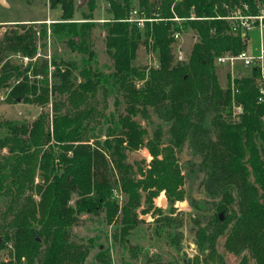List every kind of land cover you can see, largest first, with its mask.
<instances>
[{"label":"trees","instance_id":"trees-1","mask_svg":"<svg viewBox=\"0 0 264 264\" xmlns=\"http://www.w3.org/2000/svg\"><path fill=\"white\" fill-rule=\"evenodd\" d=\"M77 1L75 5L74 0H51L61 10V21L52 31L87 53V64L79 70L84 82L76 86L75 66L68 61L32 60L45 24L0 22V28L9 26L0 36V89H7V102L41 104L51 94L80 98L82 92H95L99 86L107 92L114 88L125 100V113L93 145L78 134L82 115H55L52 134L42 115L32 122L0 121V151L5 149L0 155V193L10 199L0 213V249L10 245L11 254L1 264H84L89 248L71 229L83 212L106 207L109 214L117 209L110 201L109 174L116 171L123 185L132 183L126 151L145 144L152 156L132 191L137 194L139 185L154 188V193L164 190L171 205L182 180L176 154L184 143L197 152L201 184L209 197L202 207L193 205L207 214L197 224L199 249L215 251L218 237L224 236V248L240 255L239 264L250 260L264 264V101L257 102L258 70L252 67L221 86L214 61L219 54L247 49V33L241 32L238 21L226 17L235 10L254 15L264 0H137L138 11L146 18L142 27L126 20L133 9L130 0H106L111 17L103 25L104 43L112 71L104 78L95 72L94 79L85 67L93 56L89 47L93 23L88 20L95 0H87L88 13L77 7ZM75 12L82 21L73 19ZM188 29L195 41L186 60H175L173 33ZM140 45L155 52L156 66L134 64ZM11 54L28 62L12 61ZM233 104L242 111L234 114ZM149 112L169 127L166 135L157 130L144 142L148 132L136 116ZM51 137L57 144L66 142L63 148L70 155H55ZM72 193L77 194L73 205ZM137 205L133 198V208ZM122 210L129 215L130 207ZM131 220L136 222V217ZM98 257L103 260L105 255L100 252Z\"/></svg>","mask_w":264,"mask_h":264},{"label":"rangeland","instance_id":"rangeland-1","mask_svg":"<svg viewBox=\"0 0 264 264\" xmlns=\"http://www.w3.org/2000/svg\"><path fill=\"white\" fill-rule=\"evenodd\" d=\"M7 4L0 3V22L14 21H35L38 25H43L45 35L37 40V54L32 60L40 61L42 58L68 61L74 64V80L76 86L84 82L79 70L86 66L87 53L77 51L76 47L70 45L66 39L59 37L58 33H53L52 27L59 24L61 10L59 3L51 4V0H5ZM76 1L75 5H76ZM131 6L138 9L137 0H130ZM87 0H83L80 8L86 13L89 12L86 5ZM91 12V11H90ZM91 21L93 25L90 30L89 47L93 51V56L89 59L91 79L93 73H100L103 78L112 71V61L105 50L103 25L109 19L108 3L106 0H95L92 10ZM140 15H143L140 13ZM144 16V15H143ZM82 16L74 13L75 21H82ZM234 20V18L232 19ZM9 26L0 28V36ZM38 28H42L38 26ZM248 41L246 48L254 55L259 53L260 34L257 27L247 29ZM39 35V32L37 33ZM78 41L79 38L75 37ZM195 35L191 30H185L181 36L186 58L190 52ZM10 59L15 62L22 61L24 64L28 59L17 54H11ZM135 65L156 66V54L149 51L144 45H140L137 50ZM52 69V68H50ZM218 81L221 86H226L231 81L229 68L216 65ZM230 77H227L228 74ZM248 73L246 68L238 67L234 69V75L242 76ZM143 80L136 81L139 86ZM53 78L49 75V83ZM100 84V83H99ZM80 98L70 97L68 94H51L49 100L44 103L37 102H7L5 100L7 89H0V121L16 120L32 122L40 115L44 116L46 126L52 134V121L55 115L67 114L73 116H84L77 125L79 135L85 142L93 145L96 140L102 141L109 130L114 128L121 115L125 113V100L120 92L112 88L109 92L102 90L100 86L95 92H82ZM234 108V107H233ZM146 128L148 134L144 137V142L151 137L155 131L160 130L166 135L169 123L158 117V114L149 112V116L136 119ZM45 126V127H46ZM66 128V127H65ZM64 128V129H65ZM165 141V137L162 138ZM51 150L54 154L65 153L63 148L66 142L50 140ZM5 149L0 151V155L5 154ZM197 152L188 143H184L176 156L181 167V183L176 188L174 200L169 205L164 190L152 192L154 188L142 189L139 185L137 194L132 190L138 181L142 180V170H144L152 156L145 144L137 149L126 151V161L130 164V181L123 185L119 174L110 172L109 182L111 186L110 201L117 205L107 214L106 207L97 208V212H83L79 221L72 227V233L76 240L86 244L89 253L84 264H239L240 255H236L223 246L224 236L218 237L215 251L207 249L201 251L197 245L198 223L204 214H201L193 205H202L203 200H209L205 195L202 186V172L197 168L199 162ZM38 170H35L34 183L38 182ZM33 176V175H32ZM124 186V187H123ZM133 192V193H132ZM36 198L38 196H35ZM77 198L76 193H72L70 203L73 205ZM133 198L138 200V205L133 208ZM9 197L0 193V213L6 208ZM22 201V200H21ZM149 201V202H148ZM210 203V202H208ZM130 207L129 215L123 212L122 207ZM149 206L150 208H145ZM202 207V206H201ZM130 217L129 219L127 217ZM136 217V222L131 219ZM102 252L105 258L101 260L98 255ZM8 246L0 249V264L9 259ZM249 264H254L252 260Z\"/></svg>","mask_w":264,"mask_h":264},{"label":"built area","instance_id":"built-area-1","mask_svg":"<svg viewBox=\"0 0 264 264\" xmlns=\"http://www.w3.org/2000/svg\"><path fill=\"white\" fill-rule=\"evenodd\" d=\"M228 19L238 21L239 27L242 33H247V29L257 27L260 34V48L259 53L253 54L248 49H242L237 53L225 52L215 57V64L219 66H226L229 68L228 72L231 78L235 77L234 69L238 67L251 69L252 67L258 70V76L256 77V83L259 88V95L257 102L264 101V5H262L258 13L254 15H242L238 10H235L232 15L227 16ZM146 18L140 15L138 9H131L129 17L126 20L135 22L137 26L142 27ZM174 20H179V17H173ZM236 29V25L233 26V30ZM184 31H175L173 33L172 52L175 60H184L186 54L181 43V36ZM233 113L238 114L242 111L240 106L233 104ZM264 123V114L261 117ZM10 247V245H8Z\"/></svg>","mask_w":264,"mask_h":264},{"label":"water","instance_id":"water-1","mask_svg":"<svg viewBox=\"0 0 264 264\" xmlns=\"http://www.w3.org/2000/svg\"><path fill=\"white\" fill-rule=\"evenodd\" d=\"M82 2H83V0H78L77 1V7L78 8L81 6ZM0 3L1 4H7L5 0H0ZM137 120H139V118ZM222 217H223L222 213H219V218L222 219Z\"/></svg>","mask_w":264,"mask_h":264}]
</instances>
